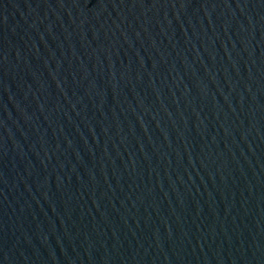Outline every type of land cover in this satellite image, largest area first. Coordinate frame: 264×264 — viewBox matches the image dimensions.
<instances>
[{"label": "water", "instance_id": "water-1", "mask_svg": "<svg viewBox=\"0 0 264 264\" xmlns=\"http://www.w3.org/2000/svg\"><path fill=\"white\" fill-rule=\"evenodd\" d=\"M0 264H264V0H0Z\"/></svg>", "mask_w": 264, "mask_h": 264}]
</instances>
